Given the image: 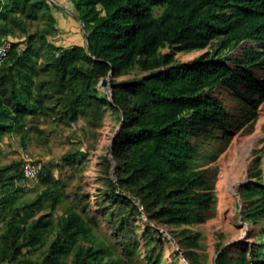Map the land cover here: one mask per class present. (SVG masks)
I'll list each match as a JSON object with an SVG mask.
<instances>
[{
	"label": "trees",
	"instance_id": "16d2710c",
	"mask_svg": "<svg viewBox=\"0 0 264 264\" xmlns=\"http://www.w3.org/2000/svg\"><path fill=\"white\" fill-rule=\"evenodd\" d=\"M57 2L0 0V43L12 40L0 66V137L26 116L67 127L83 120L95 137L108 111L118 128L110 156L102 157L97 208L79 190L65 194L53 173L84 170L86 153L67 152L60 163L34 160L41 190L21 203L23 159L0 166V264H167L164 226L186 262L198 264L200 235L191 227L212 195L202 187L205 170L195 166L190 138L229 127L218 88H231L251 107L256 94L264 98V79L254 73L264 68V0H70V19L84 37L70 46L52 39L60 31ZM207 45L213 48L191 62L174 58ZM135 69L144 74L116 80ZM105 77L110 94L101 89ZM239 195L242 220L264 221V181L243 184ZM137 220L147 223L143 230ZM215 246L216 264H264V228L254 242Z\"/></svg>",
	"mask_w": 264,
	"mask_h": 264
},
{
	"label": "rangeland",
	"instance_id": "374dc122",
	"mask_svg": "<svg viewBox=\"0 0 264 264\" xmlns=\"http://www.w3.org/2000/svg\"><path fill=\"white\" fill-rule=\"evenodd\" d=\"M69 2L70 0H59L57 3L60 5L53 9L60 31L52 39L61 46L84 42L79 23L70 19L73 6ZM61 7L66 10H62ZM11 38L14 41L21 40L17 37ZM248 46V43L242 44L233 55L239 57ZM211 48L213 46L207 45L198 50L177 52L174 58L179 62H191ZM163 52L170 50L163 49ZM254 73L258 78L264 79V68L254 69ZM143 74L135 69L128 75L117 77L116 80L123 81ZM101 89L110 94L108 78L107 86H102ZM214 97L229 114L223 121L227 122L229 127L213 129L210 134L199 131L190 138L197 149L194 155L195 166L205 170V184L202 187L212 195L209 209L203 212V220L191 227L200 235V246L195 249L198 264H216V244L230 245L239 241L251 243L258 239L264 228V221L254 225L242 220L243 203L239 195V189L243 184L258 179L264 181V98L256 94L254 98L257 102L251 107L241 97L236 96L231 88L224 86L214 92ZM250 112H253L254 116H251ZM34 126L42 133L33 129ZM117 128L114 117L108 111L101 126L95 131V137L87 133L83 120L67 127L52 118L26 116L20 129L5 132L0 137V166L21 160L25 156L39 163H60L62 156L67 152L77 150L86 153L87 164L84 170L81 165L76 170L66 166L57 167L53 173L63 181L65 194L79 190L87 195L90 207L97 208L96 195L102 186V157L110 152ZM255 170L260 171V177H253ZM17 185L23 188L17 199L20 203L33 198L41 190L36 181H20ZM62 203H67V200H63ZM63 204L55 214L63 211ZM48 211L49 208H45L37 212L35 217ZM137 224L140 230H143L147 223L137 220ZM105 230L106 226L102 224L95 229L96 236L104 238ZM171 230L172 228L165 226L159 228L163 235V258L167 264H174V257L178 259L176 264H188L173 239ZM39 252L34 251L33 254L37 255ZM143 263L142 260L140 264Z\"/></svg>",
	"mask_w": 264,
	"mask_h": 264
},
{
	"label": "built area",
	"instance_id": "2783aa9c",
	"mask_svg": "<svg viewBox=\"0 0 264 264\" xmlns=\"http://www.w3.org/2000/svg\"><path fill=\"white\" fill-rule=\"evenodd\" d=\"M11 39H4L0 43V66L6 58L10 48H11ZM39 165L34 163V160L29 156L23 158L22 172L23 177L27 181H36L39 174Z\"/></svg>",
	"mask_w": 264,
	"mask_h": 264
},
{
	"label": "water",
	"instance_id": "95a60500",
	"mask_svg": "<svg viewBox=\"0 0 264 264\" xmlns=\"http://www.w3.org/2000/svg\"><path fill=\"white\" fill-rule=\"evenodd\" d=\"M87 40H88V37L86 36V41H87ZM102 85H103L104 87L107 86V78L105 79V81H103ZM108 156H110V152L108 153Z\"/></svg>",
	"mask_w": 264,
	"mask_h": 264
},
{
	"label": "crops",
	"instance_id": "0c3cea01",
	"mask_svg": "<svg viewBox=\"0 0 264 264\" xmlns=\"http://www.w3.org/2000/svg\"><path fill=\"white\" fill-rule=\"evenodd\" d=\"M54 1H59V0H54ZM70 3V2H69ZM60 4H58V6H59ZM61 9L62 10H64L65 8H63V7H61ZM66 10V9H65ZM70 11V10H69ZM68 10H67V12H69ZM71 13V12H70ZM78 44H82V43H78Z\"/></svg>",
	"mask_w": 264,
	"mask_h": 264
}]
</instances>
